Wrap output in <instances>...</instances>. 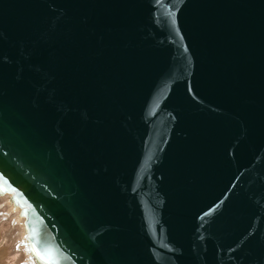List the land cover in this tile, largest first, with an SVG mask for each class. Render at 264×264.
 Listing matches in <instances>:
<instances>
[{"label": "water", "instance_id": "water-1", "mask_svg": "<svg viewBox=\"0 0 264 264\" xmlns=\"http://www.w3.org/2000/svg\"><path fill=\"white\" fill-rule=\"evenodd\" d=\"M48 264H264V0H0V190Z\"/></svg>", "mask_w": 264, "mask_h": 264}, {"label": "rangeland", "instance_id": "rangeland-1", "mask_svg": "<svg viewBox=\"0 0 264 264\" xmlns=\"http://www.w3.org/2000/svg\"><path fill=\"white\" fill-rule=\"evenodd\" d=\"M7 199L0 195V264H38L22 235V217Z\"/></svg>", "mask_w": 264, "mask_h": 264}, {"label": "bare ground", "instance_id": "bare-ground-1", "mask_svg": "<svg viewBox=\"0 0 264 264\" xmlns=\"http://www.w3.org/2000/svg\"><path fill=\"white\" fill-rule=\"evenodd\" d=\"M0 195L1 196H7V198H8L7 200L10 201L11 207H13V209L14 208L17 209L18 210V213H19V216L22 217V221H20V223H21V229L23 231L22 232V235H25L24 236V238H25L24 240H26L27 248L31 252V255L34 257V259L36 260V263H38V264H48V262L46 260H43L42 258L41 259L37 258V256H35V253L31 249L32 247L30 245V242H29V239H28V236H27L28 226H27V224L25 222V213L26 212L22 208L23 206L19 203L18 200H16L15 198H13L12 191L11 190L2 189V190H0Z\"/></svg>", "mask_w": 264, "mask_h": 264}]
</instances>
